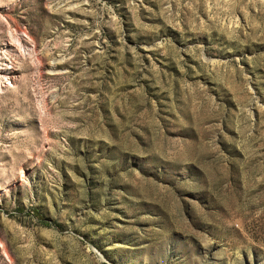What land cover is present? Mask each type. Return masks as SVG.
I'll list each match as a JSON object with an SVG mask.
<instances>
[{
  "label": "rangeland",
  "instance_id": "374dc122",
  "mask_svg": "<svg viewBox=\"0 0 264 264\" xmlns=\"http://www.w3.org/2000/svg\"><path fill=\"white\" fill-rule=\"evenodd\" d=\"M0 264H264V0H0Z\"/></svg>",
  "mask_w": 264,
  "mask_h": 264
}]
</instances>
